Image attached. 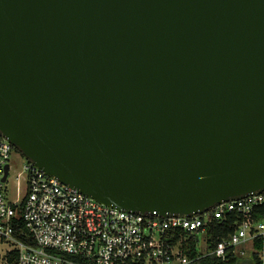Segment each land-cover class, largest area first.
Returning <instances> with one entry per match:
<instances>
[{"label": "water", "instance_id": "95a60500", "mask_svg": "<svg viewBox=\"0 0 264 264\" xmlns=\"http://www.w3.org/2000/svg\"><path fill=\"white\" fill-rule=\"evenodd\" d=\"M0 137L125 211L264 191V0H0Z\"/></svg>", "mask_w": 264, "mask_h": 264}, {"label": "built area", "instance_id": "2783aa9c", "mask_svg": "<svg viewBox=\"0 0 264 264\" xmlns=\"http://www.w3.org/2000/svg\"><path fill=\"white\" fill-rule=\"evenodd\" d=\"M11 150L0 137V241L13 264H196L206 255L221 264L254 256L264 264V191L191 217L130 212L93 200L26 160L8 184ZM191 237H197L193 257Z\"/></svg>", "mask_w": 264, "mask_h": 264}, {"label": "rangeland", "instance_id": "374dc122", "mask_svg": "<svg viewBox=\"0 0 264 264\" xmlns=\"http://www.w3.org/2000/svg\"><path fill=\"white\" fill-rule=\"evenodd\" d=\"M25 161L23 156L16 151L15 149L11 150L10 157L8 160V164L10 166L9 171V180L8 184H10V179H12L13 175L20 171L22 163ZM204 237L199 238V249L204 250V247L202 246V241ZM9 250L8 246L0 241V264H4L5 254Z\"/></svg>", "mask_w": 264, "mask_h": 264}, {"label": "trees", "instance_id": "16d2710c", "mask_svg": "<svg viewBox=\"0 0 264 264\" xmlns=\"http://www.w3.org/2000/svg\"><path fill=\"white\" fill-rule=\"evenodd\" d=\"M214 241H215V237H212V239L210 240L211 245L213 244ZM196 242H197V237H191L190 238V249L188 251V255L191 257L195 256ZM5 259H7V262L9 264H13L10 257L5 255ZM250 260H251L250 264H259V261H257L255 256L253 259H250ZM196 264H221V263L215 257H213L211 255H206V256H203L200 259H198Z\"/></svg>", "mask_w": 264, "mask_h": 264}, {"label": "crops", "instance_id": "0c3cea01", "mask_svg": "<svg viewBox=\"0 0 264 264\" xmlns=\"http://www.w3.org/2000/svg\"><path fill=\"white\" fill-rule=\"evenodd\" d=\"M250 258H241L237 261V264H250Z\"/></svg>", "mask_w": 264, "mask_h": 264}]
</instances>
